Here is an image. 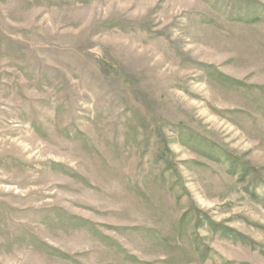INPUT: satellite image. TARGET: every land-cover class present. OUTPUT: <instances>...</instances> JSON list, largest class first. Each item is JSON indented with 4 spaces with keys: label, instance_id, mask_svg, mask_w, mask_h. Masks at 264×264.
Masks as SVG:
<instances>
[{
    "label": "rangeland",
    "instance_id": "374dc122",
    "mask_svg": "<svg viewBox=\"0 0 264 264\" xmlns=\"http://www.w3.org/2000/svg\"><path fill=\"white\" fill-rule=\"evenodd\" d=\"M0 264H264V0H0Z\"/></svg>",
    "mask_w": 264,
    "mask_h": 264
}]
</instances>
